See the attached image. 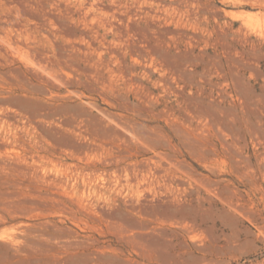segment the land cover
Returning <instances> with one entry per match:
<instances>
[{
    "label": "rangeland",
    "instance_id": "rangeland-1",
    "mask_svg": "<svg viewBox=\"0 0 264 264\" xmlns=\"http://www.w3.org/2000/svg\"><path fill=\"white\" fill-rule=\"evenodd\" d=\"M160 1L0 0V264H264V0ZM67 175L126 198L86 213Z\"/></svg>",
    "mask_w": 264,
    "mask_h": 264
},
{
    "label": "bare ground",
    "instance_id": "bare-ground-1",
    "mask_svg": "<svg viewBox=\"0 0 264 264\" xmlns=\"http://www.w3.org/2000/svg\"><path fill=\"white\" fill-rule=\"evenodd\" d=\"M165 1L161 0L160 2ZM172 4L174 2H171ZM166 5V1H165ZM129 133V132H128ZM157 160V159H156ZM158 161V160H157ZM257 162L259 164V168L264 171V154L257 157ZM148 165H150L149 162H141L136 165H129L128 170L135 171L134 179H138L141 175V179L143 178V171L148 169ZM139 171V172H138ZM119 175V173L117 174ZM189 175L191 178H193L196 182L199 183L200 187L205 188L207 190H210L209 183L205 182V180H201L199 177H194L193 173ZM74 179L75 184L72 186L71 193L73 194V202L75 205L85 211L86 213L94 214L95 216H102L109 215L111 216L114 212L111 210H107V205L109 204H116L117 200L119 198L124 199L126 198L125 194H123L124 190V178H121L120 176H117L113 178V180H108L105 178L104 182H98L96 188L93 189L92 182L90 179H87L86 177H82L81 179L78 178V176L74 175H67V178ZM128 181V180H127ZM107 182V183H106ZM137 183V181H135ZM151 182L149 183H142L141 181L138 182V188L140 187H146L148 188ZM154 184V194L156 195L159 191L165 194L166 197L170 198V201L166 204L164 211L170 217V221L172 220V223H168L169 225H175L180 227L182 230H184L186 233H190L193 231L194 225L198 223V216L195 214V207L191 203H186L184 201V197H189V194L182 192L180 187H175L174 185H171L170 182L165 184H160L157 182H153ZM209 188H208V187ZM152 190V187L151 189ZM78 192V196L77 193ZM212 193H214L216 190L211 189ZM214 191V192H213ZM137 192L135 190L134 194ZM198 192H201L200 188L198 189ZM112 193H116L115 195H112ZM146 197V195H145ZM155 197V196H154ZM145 202L143 203V205ZM162 204L159 203H152L151 207H154V210L160 209ZM123 225V224H122ZM159 227L154 226L150 227L149 222H141V230H135V232L128 233L127 230L124 229L123 231L127 232L129 235L128 237L131 238L132 241H136L138 243H143V251L145 254L151 255V250L149 249V244L153 241V238L156 236L155 233ZM161 233H163L161 231ZM139 245V244H138ZM140 246V245H139ZM138 247V246H137ZM138 249V248H137ZM142 249V248H141Z\"/></svg>",
    "mask_w": 264,
    "mask_h": 264
}]
</instances>
